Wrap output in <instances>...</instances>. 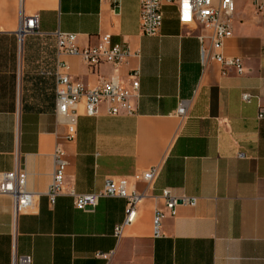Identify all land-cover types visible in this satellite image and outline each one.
I'll use <instances>...</instances> for the list:
<instances>
[{
  "label": "crops",
  "instance_id": "1",
  "mask_svg": "<svg viewBox=\"0 0 264 264\" xmlns=\"http://www.w3.org/2000/svg\"><path fill=\"white\" fill-rule=\"evenodd\" d=\"M37 15L38 34L17 36L18 13ZM159 34L139 30V0H0V173L16 163L26 173L25 189L44 194L51 178V154H66L64 184L78 194L99 192L107 178H130L159 166L152 184L137 183L146 197L132 224L116 239L125 202L100 198L91 211L74 208L61 195L51 204L41 195L28 212L12 216L9 197L0 196V264H264V4L236 0L231 36L215 50L210 31L181 26L173 6L162 7ZM76 35V46L127 44L138 57L118 66L88 68L77 56L56 55L54 33ZM208 57L201 63L197 36ZM219 53L239 58L243 72L211 59ZM57 60L72 80L93 87L116 77L127 83L139 71L132 116H108L100 105L95 117L76 106L75 137L55 111ZM253 98L249 103L241 94ZM190 100L179 118V101ZM241 154L243 158H238ZM195 198L152 235L160 192Z\"/></svg>",
  "mask_w": 264,
  "mask_h": 264
},
{
  "label": "built area",
  "instance_id": "2",
  "mask_svg": "<svg viewBox=\"0 0 264 264\" xmlns=\"http://www.w3.org/2000/svg\"><path fill=\"white\" fill-rule=\"evenodd\" d=\"M113 7H118L120 0H108ZM236 0H139V30L145 37H154L159 34L163 13L162 7L173 6L178 23L181 26L196 29L201 27L210 31V44L215 50L222 47L224 40L231 36V20ZM252 6L261 11L264 0H250ZM37 15L23 17L18 13L17 36L20 39L25 35L38 34ZM56 41V55L77 56L88 68H95L101 64L118 66L131 57H138V52H132L127 44H110L108 36L101 37L94 47L78 48L75 44L76 35L54 33ZM200 44L199 54L201 63L208 57V51L203 46V36H197ZM211 59L221 66V75L233 70L240 75L243 72L239 58H227L214 53ZM66 63L57 60L55 77V111L57 120H63L67 133L66 141L75 137L76 106H82V115L95 117L100 105H105L108 116H132L135 113L133 100L138 97L139 71L131 70L127 75V83L120 82L116 77L100 81L96 86L87 87L72 80L68 75ZM253 97L247 93L241 94V100L249 103ZM190 100H181L176 109V115L184 118L187 115ZM257 120H264V107H260L256 114ZM238 158H243L241 154ZM52 172L50 183L44 194L28 192L25 189L26 173L16 163L13 170L0 173V196H6L12 202V216L16 218L21 213L32 210L37 199L43 195L52 204L58 196L64 195L72 200L75 209L80 211L93 210L100 198H118L125 202L124 217L120 224L115 226L113 235L119 239L124 227L133 223L138 204L146 197L144 192H138L137 183L152 184L159 176L160 167L152 166L147 170L134 173L130 178H107L102 189L94 194H78L64 184L65 169L67 167L66 154L59 145H55L52 154ZM163 200V210H155L152 217V235L160 236L161 221L168 215L174 217L176 208L181 205L195 206L196 199L172 196L169 190L160 192ZM16 264H28L27 259L21 258Z\"/></svg>",
  "mask_w": 264,
  "mask_h": 264
}]
</instances>
